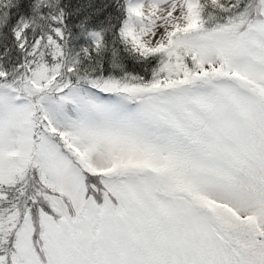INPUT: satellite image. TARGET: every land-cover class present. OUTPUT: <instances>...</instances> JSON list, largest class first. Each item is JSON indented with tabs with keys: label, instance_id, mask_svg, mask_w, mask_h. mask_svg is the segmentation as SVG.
<instances>
[{
	"label": "snow or ice",
	"instance_id": "snow-or-ice-1",
	"mask_svg": "<svg viewBox=\"0 0 264 264\" xmlns=\"http://www.w3.org/2000/svg\"><path fill=\"white\" fill-rule=\"evenodd\" d=\"M0 264H264V0H0Z\"/></svg>",
	"mask_w": 264,
	"mask_h": 264
}]
</instances>
